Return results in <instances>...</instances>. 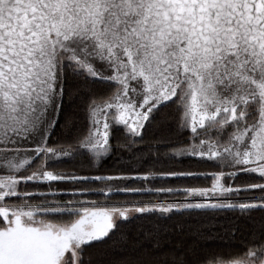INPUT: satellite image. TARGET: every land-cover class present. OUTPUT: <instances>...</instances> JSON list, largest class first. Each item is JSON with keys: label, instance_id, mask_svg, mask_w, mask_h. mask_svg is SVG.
<instances>
[{"label": "trees", "instance_id": "16d2710c", "mask_svg": "<svg viewBox=\"0 0 264 264\" xmlns=\"http://www.w3.org/2000/svg\"><path fill=\"white\" fill-rule=\"evenodd\" d=\"M63 1L72 12L101 8ZM102 1L113 18L97 30L108 25L117 39H136L162 59L187 55L193 69L174 67L172 84L132 127L125 115L102 114L118 98L119 82L89 74L76 53H63L54 61L46 129L34 140L0 142V152L25 144L32 153L11 165L0 160V227L14 211L68 224L87 209L139 207L83 243L78 264L261 261L264 158L252 159V148L264 152V0ZM34 6L0 0V99L27 93L21 88L32 78L16 63L26 55L18 50L45 26ZM152 35L158 44H150ZM164 42L176 45L164 52ZM35 68L36 77L42 67ZM206 146L213 153H198Z\"/></svg>", "mask_w": 264, "mask_h": 264}, {"label": "rangeland", "instance_id": "374dc122", "mask_svg": "<svg viewBox=\"0 0 264 264\" xmlns=\"http://www.w3.org/2000/svg\"><path fill=\"white\" fill-rule=\"evenodd\" d=\"M36 2L40 7L34 6L33 11L39 13L45 26L33 31L34 44H25L18 50L26 55L24 60L16 63L18 71L30 74L32 79L23 83L24 88L21 89L27 90V93L20 96L21 100L16 95L0 99V133L13 132L15 138L11 136L0 142L13 144L20 136L34 140L46 129L48 117L54 110V61L63 53H76L89 74H99L119 82L118 98L101 106L102 114L107 116L106 113L112 111L117 118L125 115L132 127L145 120L148 109L153 106L150 99L163 95L172 84L170 72L174 67L176 71L193 69V61L187 55L177 58L167 53L162 59L156 55L157 49L145 48L136 39H117L115 31L108 25L97 30L96 25L102 26L104 21L113 18V14L107 12L109 9L102 7V0H91L89 3L93 4V8H101L88 13L70 11L63 0ZM87 23L93 26L86 28L83 24ZM110 33L115 39L109 37ZM45 35L48 41L43 43ZM150 42L157 43L153 35ZM171 45L176 43L164 42L163 51ZM40 66L41 73L35 77L36 74H31V71ZM97 123L95 127L102 128ZM252 149V159L258 158L254 159L258 161L264 158L259 145L254 144ZM210 150L206 146L198 153H213ZM31 154L24 144L16 150H3L0 160L6 162L5 165H11L24 161ZM141 211L139 207L92 208L68 224L42 220L29 211H14L7 223L0 227V264H78L79 249L83 243L104 237L118 221ZM222 264H264V258L256 261L248 257Z\"/></svg>", "mask_w": 264, "mask_h": 264}]
</instances>
